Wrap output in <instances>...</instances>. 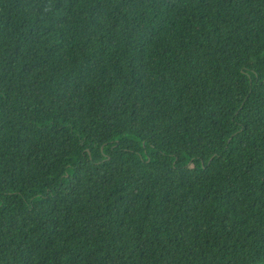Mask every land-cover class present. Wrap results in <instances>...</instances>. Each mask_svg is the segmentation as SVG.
I'll use <instances>...</instances> for the list:
<instances>
[{
    "label": "trees",
    "instance_id": "16d2710c",
    "mask_svg": "<svg viewBox=\"0 0 264 264\" xmlns=\"http://www.w3.org/2000/svg\"><path fill=\"white\" fill-rule=\"evenodd\" d=\"M0 264H264V0H0Z\"/></svg>",
    "mask_w": 264,
    "mask_h": 264
},
{
    "label": "clouds",
    "instance_id": "9594fccd",
    "mask_svg": "<svg viewBox=\"0 0 264 264\" xmlns=\"http://www.w3.org/2000/svg\"><path fill=\"white\" fill-rule=\"evenodd\" d=\"M155 219H156V216H154L153 221H155Z\"/></svg>",
    "mask_w": 264,
    "mask_h": 264
},
{
    "label": "bare ground",
    "instance_id": "6f19581e",
    "mask_svg": "<svg viewBox=\"0 0 264 264\" xmlns=\"http://www.w3.org/2000/svg\"><path fill=\"white\" fill-rule=\"evenodd\" d=\"M146 211V209H144Z\"/></svg>",
    "mask_w": 264,
    "mask_h": 264
}]
</instances>
